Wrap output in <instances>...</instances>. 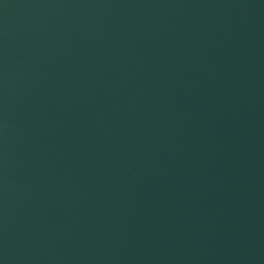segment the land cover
<instances>
[{
  "label": "water",
  "instance_id": "obj_1",
  "mask_svg": "<svg viewBox=\"0 0 264 264\" xmlns=\"http://www.w3.org/2000/svg\"><path fill=\"white\" fill-rule=\"evenodd\" d=\"M0 264H264V0H0Z\"/></svg>",
  "mask_w": 264,
  "mask_h": 264
}]
</instances>
